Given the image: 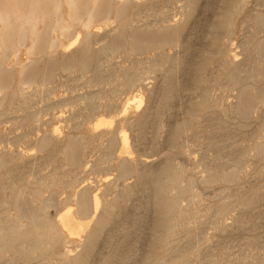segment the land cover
<instances>
[{
    "label": "bare ground",
    "instance_id": "obj_1",
    "mask_svg": "<svg viewBox=\"0 0 264 264\" xmlns=\"http://www.w3.org/2000/svg\"><path fill=\"white\" fill-rule=\"evenodd\" d=\"M133 6H138L133 0L125 2L118 0H0V112L11 107L14 98L21 97L22 104L25 106L29 100L38 96L43 86L54 82L55 73L41 63V57L59 48V38L69 37L73 28L80 26L83 31L82 39L68 54H63L65 62L62 71L91 73L89 83L100 84L101 90L94 94L78 96L77 100L83 97L87 100V104H92L97 98H102L106 100L105 106L113 107L116 106L117 93L121 88L149 89L145 81L156 80L161 76L162 83L157 93L158 101L154 110L151 113L149 111L147 115L146 110L134 111L129 119L125 118L120 122L127 121L132 127L139 128L146 124V118L151 115L160 119L169 100L173 97L174 84L171 81L183 71L185 59L184 55H170L165 51L168 48L180 46L187 49L184 44L181 45L180 37L194 12V1L187 0L183 10L185 15L183 21L173 24L164 21L154 28L131 24L132 26L125 29L124 20L128 17L129 7ZM112 13L116 20L115 25L110 27L109 15ZM100 20L104 21L105 28L101 35L91 31L94 23ZM227 20L228 18H225L219 24L223 25V22L226 23ZM228 23L230 25V22ZM229 32L231 33V29ZM93 37L102 41L99 48L93 47ZM23 47L26 48L30 57L29 61L25 64L18 62L9 64L10 57ZM148 50L158 53L153 58H137L140 52ZM227 50L224 51L222 48L217 53L221 60L218 78L228 79L223 84L226 91L238 88L239 92L233 106L230 105V109L221 106L219 112L224 116L230 112L246 119L251 116V113L253 114L254 107L259 105L264 107V88L254 87V84L264 77V62L256 60L264 52V43L258 44L251 51L245 48V58L241 63L237 60V51L232 53ZM117 54L132 57V62L127 66L120 62H113ZM96 56L104 58L109 65L99 63L94 69L90 68L88 61ZM204 81L208 85L220 84L218 81L214 83L212 80L204 79ZM51 93L53 91H49L47 96ZM211 98L210 94L202 97V100L197 103L196 115L178 124L176 133L174 132L175 138L187 127L203 122L200 116L212 108ZM47 100L48 103L42 111H26L17 121L19 126L27 130L22 136H14L11 139L17 149L0 146V261H4L5 264H27L28 262L87 264L88 254L97 238L110 224L114 215L117 212L120 214L118 211L120 205L134 192V183L150 181L155 210L164 220L159 223L164 228V233L158 236L154 234V240L161 244L164 253L173 255L169 262L160 260L156 264H186L194 253L175 245L174 239L177 232L189 223L188 211L200 200V195L194 190L193 179L185 182L187 178L185 168L173 166L167 162L153 166L152 160L119 156L118 150L124 153L129 144L125 133H120L117 129L93 132L91 139L99 141L102 153L92 161L91 165H88L89 161L84 152L86 137L75 133L77 126L84 123L79 119L82 116L78 112L71 114L68 118L61 115L56 117L61 122L76 121L71 128L73 130L71 133L61 135L58 127H53L33 138V132L37 130L40 122V112L51 113L54 110L55 103L50 98ZM91 111L93 110H87L84 115L87 116ZM213 120L218 122L214 130V135H218L222 133V121L215 116ZM162 127L163 124L159 122L157 132L162 130ZM4 138L5 134L0 132V143ZM22 140L30 143L35 151L28 152L25 148L20 149L19 144ZM207 145L211 146L208 143ZM247 156L248 154L244 153L241 158L245 159ZM253 156L264 159V142H257L253 149ZM44 164H51V169L43 172L41 167ZM111 170L116 172L114 177H109ZM90 174L95 176L93 182L88 179ZM239 175L240 172L237 169L227 173L209 169L207 175L201 176L199 182L206 185L217 182L228 183L237 180ZM131 179L134 180L133 184H127V181ZM62 194L69 195L67 200L76 206V210L74 212L71 209L66 210L57 222L46 220L43 215L45 209L31 212L27 209L28 200L33 203L42 201L44 195ZM97 195L104 197L101 202ZM107 195L114 197L105 199ZM180 195H188L190 203L182 206L179 202ZM56 201V197H52L53 205ZM235 202L236 200L222 202L216 212L217 217L220 219L225 210L233 206ZM243 205L247 208L251 202L247 200ZM241 223L243 222L239 220L238 224L243 226ZM224 227L221 226L220 229ZM115 229L122 232L125 228L120 225ZM72 237L78 238L77 247L81 249L76 255L65 250L58 259L47 256L54 245L73 241ZM120 241H116L114 245L111 243L113 248L111 251L107 250L110 251L107 252L109 254L100 256L98 264H128L132 258L131 247L126 248L124 242ZM253 256L254 254H251L249 264L254 263ZM208 264L211 262L209 261ZM258 264H264V256Z\"/></svg>",
    "mask_w": 264,
    "mask_h": 264
},
{
    "label": "rangeland",
    "instance_id": "obj_2",
    "mask_svg": "<svg viewBox=\"0 0 264 264\" xmlns=\"http://www.w3.org/2000/svg\"><path fill=\"white\" fill-rule=\"evenodd\" d=\"M118 1L125 2L127 0ZM193 1L194 12L180 37L181 45L184 44L187 49L180 46L168 48L165 51L170 55H184L185 59L183 71L171 81L174 84L173 97L169 100L160 119L151 115L146 118V124L141 126L142 128L132 127L127 121L120 122L122 119H129L134 111L146 110L147 115L149 111L151 113L154 110L158 101L157 93L162 83L161 76L156 80L145 81L149 89L121 88L117 93L116 106L113 107L105 106L106 100L102 98H97L92 104H87V100L83 97L81 100H77L78 96L97 93L101 90V85L89 83L91 73L62 71L65 62L63 54H68L78 46L82 39V28L76 26L69 37L59 36V48L52 50L51 54H43L41 57V63L55 73L54 82L43 86L38 96L29 100L25 106L22 104L21 97L14 98L12 106L0 112V132L5 134L0 146L17 149L11 139L14 136H22L27 131L19 126L17 121L24 116L26 111H42L48 103L47 98H50L55 103L54 110L51 113L40 112V122L37 130L33 132V138L53 127H58L61 135L71 133L73 131L71 128L74 127L76 121L61 122L56 117L61 115L68 118L71 114L78 112L82 116L79 119L84 123L77 126L75 133L86 137L84 152L87 161H89L88 165H91L92 161L102 153L99 141L91 139L93 132L117 129L118 132L125 133L129 144L124 153H121L120 149L118 150L119 156L129 159L152 160L154 161L153 166L167 162L173 166L185 168L187 172L185 182L193 179L195 181L194 190L200 195V200L194 203L188 211L189 221H187L189 223L177 232L174 239L175 245L189 249L194 253L186 261V264H208L209 261L211 264H249L251 254H254L253 264H258L264 256V159L254 157L253 149L257 142H264V107L261 105L254 107L253 114L251 113V116L246 119L230 112L227 113V116L219 112L221 106L228 109L233 106L239 89L234 88L226 91L223 84L228 79L218 78L221 60L217 53L222 48L224 51L228 49L227 51L232 53L237 51V60L241 63L245 58V48H249L251 51L258 44L264 43V0ZM133 2H136L138 6L129 7L128 17L123 24L125 29L132 25L154 28L164 21L173 24L185 19L183 10L187 0H154V2L153 0H133ZM148 2L151 4H146ZM114 18L116 17L113 13L109 15L110 27L115 25L116 19ZM225 18H228L226 23L219 24ZM103 22L100 20L94 23L91 31L99 35L103 34L105 31ZM228 22L231 26L228 25ZM93 38V47L99 48L102 41L99 38ZM27 45L29 46V43ZM157 53L152 50L143 51L137 58H153ZM29 59L26 48L23 47L10 57L9 64H15V62L25 64ZM256 60L264 62V52ZM113 62H120L127 66L132 62V57L117 54ZM99 63L105 66L109 65L101 56H96L88 61V65L92 69ZM204 79L212 80V83L218 81L221 85H208L204 83ZM254 87L264 88V77L259 79ZM49 91H53V93L47 96ZM207 94H210L213 102L211 103L212 108L201 114L200 120L203 122L187 127L175 138L174 132L176 133L178 124L196 115L197 103ZM87 110L93 111L85 116ZM214 116L219 117L222 121V133L218 135H214L216 123H218L213 120ZM159 122L163 124V127L157 132ZM207 143L213 144L208 146ZM19 147L20 149L25 148L28 152L35 151L30 143L23 140ZM244 153L248 154L245 159L241 158ZM250 153L251 155H249ZM41 168L43 172H47L51 169V164H44ZM209 169L224 173L237 169L240 175L233 182H217L210 185L200 183L199 179L206 176ZM109 173V177L116 175L113 170ZM88 179L93 182L95 176L90 174ZM133 181V179L128 180L127 184H133ZM134 185V192L119 207L120 214L117 212L114 215L110 224L97 238L88 254L87 264H98L100 256L109 254L107 252L113 248L112 244L114 245L120 240V242H124L126 248L131 247L133 259L131 258L132 260L130 259L128 264H156L160 260L169 262L171 257L173 258V255L164 253L161 244L154 240V234L163 235L164 228L159 223L164 220L162 215L155 210L150 181L136 182ZM97 196L99 202L104 198L102 195ZM52 197L57 199L54 205L51 202ZM68 197L69 195L65 194L44 195L42 201L31 203L28 200L27 209L30 212L45 209L43 215L46 220L57 222L66 210L71 209L73 212L76 210V206L67 200ZM113 197V195H107L105 199ZM225 200H236V202L225 210L220 220L216 212ZM247 200L251 202V205L246 208L243 204ZM179 202L182 206H186L190 203V198L188 195H180ZM239 220L243 222L241 223L243 226L238 224ZM120 225L125 228L122 232L115 229ZM221 226L226 228L220 229ZM221 231L223 232L221 233ZM77 239V237H72L73 241L69 240L67 243L54 245L47 256L58 259L65 250L76 255L81 250L80 247H77ZM194 245L196 246L193 247ZM0 264L5 263L0 261ZM27 264L34 263L28 262Z\"/></svg>",
    "mask_w": 264,
    "mask_h": 264
}]
</instances>
